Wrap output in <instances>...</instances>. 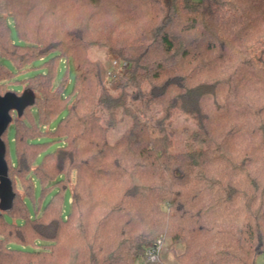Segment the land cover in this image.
Listing matches in <instances>:
<instances>
[{
    "label": "trees",
    "instance_id": "1",
    "mask_svg": "<svg viewBox=\"0 0 264 264\" xmlns=\"http://www.w3.org/2000/svg\"><path fill=\"white\" fill-rule=\"evenodd\" d=\"M50 16L55 22L47 24ZM96 45L127 68L115 74L91 61ZM61 61L75 75L68 99L66 78L55 86ZM12 62L32 64L26 74L43 70L18 77ZM8 76L27 81L14 94L33 102L11 113L15 163L8 130L2 137L12 204L0 199V264H140L159 239L182 247L178 264H257L264 253V0H0V83ZM129 103L158 114L148 123ZM119 112L130 126L111 144ZM178 112L195 122L189 139L200 149L171 151L167 126ZM42 137L62 145L36 165L49 145ZM36 183L43 196L57 191L41 215L30 216L24 200ZM144 264L164 263L159 256Z\"/></svg>",
    "mask_w": 264,
    "mask_h": 264
},
{
    "label": "rangeland",
    "instance_id": "2",
    "mask_svg": "<svg viewBox=\"0 0 264 264\" xmlns=\"http://www.w3.org/2000/svg\"><path fill=\"white\" fill-rule=\"evenodd\" d=\"M195 1H200V0H195ZM55 17L50 16V18L48 17V19L46 20L47 24H52L53 22H55ZM12 38L14 40H17V35L16 32L12 29ZM87 56L88 58L93 61V62H100L104 67H106L107 69H109V71L112 73L114 72L115 74H117L118 72H121V65L123 64H118L115 65V61H113L108 53V50L105 47L96 45L93 46L92 48H90L87 52ZM2 63L5 64L6 66H10L9 62L2 60ZM44 63L38 61L36 63H34L33 66L35 67H41L43 66ZM13 67L15 68V66L20 69L17 72V76L22 77L23 75L26 74L27 71L32 70V64H27L26 68H22V66H20L19 64L16 65L15 62H12ZM43 70V69H42ZM39 69L33 70L28 72L24 77L28 78L30 76H33L34 74H36L39 71H42ZM114 75V74H113ZM23 77V78H24ZM114 76L110 77L108 79V82L111 78H113ZM64 78H66V82L65 85L62 89V96L64 97V99H68L71 94L73 93V89H74V82H75V75H74V71L72 70L71 66L69 71H67L65 64L63 63V61H61L57 67V75H56V80H55V86H58L63 80ZM16 77L13 78L12 76H8L6 80H4L3 82L0 83V95L4 96L7 93H15L14 90L16 88H18L19 85H21L22 89L23 88H27V81H23L22 83H18L15 82ZM110 84H107V87ZM143 88H148L147 84H143L142 85ZM29 87H33V85L29 86ZM131 89V88H130ZM137 89V87L132 88L130 91H135ZM18 95H20V93H16ZM97 96H99V93L97 94ZM129 105L135 110L137 111V113L140 116V119L143 121H146L148 123H152L153 119L155 118V116L158 114V111L152 110L151 112H149L148 115H146L143 111L140 105L138 104H134V103H129ZM66 111L63 110L58 116L57 118L54 119V117L52 119H54V121H52L51 125H50V130L52 131V129H54L56 127V125L59 123V121L65 116ZM99 116L101 117L100 121L103 123L105 121V119L107 118L106 113L100 112ZM118 118L121 120L116 127L112 128L109 130V132L107 133V138L109 143L114 144L117 140L120 139V137L123 135V133L129 128L130 126V119L126 116H124L122 113H118ZM51 119V120H52ZM196 129V124L194 121H192L191 119H189L186 115L182 114V113H176L171 121V124L167 126V130L173 133V141H174V146L172 148V152L173 153H182L185 151H189L192 149H200L201 146L199 144H192L190 142V134ZM42 131V130H41ZM45 132V131H42ZM15 135V128L13 125H11L6 133V138L9 142V158L11 163H15L17 161V155H16V148H15V144L13 143V137ZM40 143L42 144H48L49 145L46 147L45 150H43L40 153V157L38 158V160L36 161V165H38L42 159L44 158V156L48 153H51L52 151H54L56 148H59L62 145L61 141L58 140H54V139H48L47 137H42L38 140ZM75 175H74V179H73V183H75ZM57 191L56 188L53 189V191L45 194L43 196L42 194V189L40 184L36 183V188L32 194V198L27 197L24 200V203L27 207V210L29 212L30 216H35L36 213H38V215H41L47 204L51 201L53 194ZM63 199H62V207L64 210L68 211L70 208V197H71V191L70 189H66L65 191H63L62 193ZM34 205L36 206V210L34 209ZM6 220L10 221V216L6 215ZM18 223H21V219H17ZM182 247L181 246H176L174 247L172 245V242L170 240H166L164 242V247L160 253L161 256V261H163L164 264H178L177 261V256L182 252ZM138 262L140 264H144L145 263V259L142 257L138 260ZM257 264H264V253L262 255H260L257 260H256Z\"/></svg>",
    "mask_w": 264,
    "mask_h": 264
},
{
    "label": "water",
    "instance_id": "3",
    "mask_svg": "<svg viewBox=\"0 0 264 264\" xmlns=\"http://www.w3.org/2000/svg\"><path fill=\"white\" fill-rule=\"evenodd\" d=\"M33 102L31 94H25L21 97L14 93H7L4 96L0 95V199L1 204H12V187L8 179V165L6 162L7 148L2 137L8 130L12 117L11 113L14 111H21L28 104Z\"/></svg>",
    "mask_w": 264,
    "mask_h": 264
},
{
    "label": "built area",
    "instance_id": "4",
    "mask_svg": "<svg viewBox=\"0 0 264 264\" xmlns=\"http://www.w3.org/2000/svg\"><path fill=\"white\" fill-rule=\"evenodd\" d=\"M117 65V62L114 63ZM127 68V64L121 65V69ZM164 247V241L162 239H159L155 245L149 247L145 252V259L149 262H155L158 257L160 256V253Z\"/></svg>",
    "mask_w": 264,
    "mask_h": 264
}]
</instances>
